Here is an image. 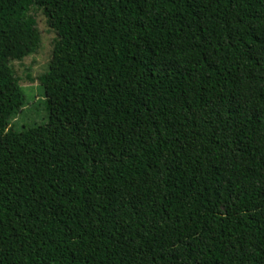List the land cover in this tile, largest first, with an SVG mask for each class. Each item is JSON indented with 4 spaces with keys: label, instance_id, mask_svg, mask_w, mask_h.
Here are the masks:
<instances>
[{
    "label": "trees",
    "instance_id": "1",
    "mask_svg": "<svg viewBox=\"0 0 264 264\" xmlns=\"http://www.w3.org/2000/svg\"><path fill=\"white\" fill-rule=\"evenodd\" d=\"M0 264H264V0H0Z\"/></svg>",
    "mask_w": 264,
    "mask_h": 264
},
{
    "label": "rangeland",
    "instance_id": "2",
    "mask_svg": "<svg viewBox=\"0 0 264 264\" xmlns=\"http://www.w3.org/2000/svg\"><path fill=\"white\" fill-rule=\"evenodd\" d=\"M29 15L36 20L40 45L34 53L22 60L11 62L13 72L19 79L24 93L23 105L11 120V126L17 131L41 125L48 120L47 98L40 76L49 69L54 44L58 38L56 31L50 27L43 8L32 6Z\"/></svg>",
    "mask_w": 264,
    "mask_h": 264
}]
</instances>
